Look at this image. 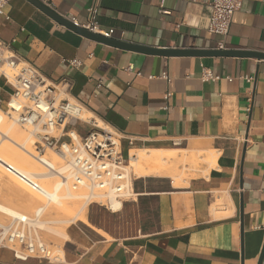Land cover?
<instances>
[{"label":"crops","instance_id":"1","mask_svg":"<svg viewBox=\"0 0 264 264\" xmlns=\"http://www.w3.org/2000/svg\"><path fill=\"white\" fill-rule=\"evenodd\" d=\"M47 1L81 25L93 3ZM212 1L165 0L161 8L162 0H101L98 23L114 31L113 40L143 49L264 55V0H243L225 39L206 29ZM8 13L9 19L0 15V41L48 83L68 84L62 99L81 103L91 119L77 123V133L86 136L96 130L93 124L115 132L127 166L131 152L142 150L176 151L179 160L197 165L179 164L187 179L175 169L134 178V196L118 211L91 203L85 221L66 227L58 260H19L2 248L0 264H258L264 246V59L121 49L82 37L27 0H12ZM2 72L6 109L14 88ZM205 73L215 79L204 80ZM144 204L151 210L147 218ZM107 215L133 216L135 230L109 228Z\"/></svg>","mask_w":264,"mask_h":264},{"label":"built area","instance_id":"2","mask_svg":"<svg viewBox=\"0 0 264 264\" xmlns=\"http://www.w3.org/2000/svg\"><path fill=\"white\" fill-rule=\"evenodd\" d=\"M12 0H0V15L9 19V8ZM49 6L47 0H38ZM101 0H93L87 9V21L80 24L73 20L76 27L82 28L95 35L112 39L113 30H102L98 23ZM165 0H162V7ZM243 5V0H213L209 4L210 16L206 29L225 39L229 35L233 16ZM161 13L165 11L161 9ZM219 49L223 50V42ZM70 64L79 67L81 64L72 61ZM11 70L13 82L5 72H2L7 83L14 88V92L6 105V113L24 128L32 129L35 139V149L38 160L47 167V170L56 173L52 166L44 160L48 152L63 159L64 165L73 173L71 185L77 190L90 186L89 191L96 193L102 199L98 202L113 210L111 200L123 201L134 195L132 178L127 173V162L121 148V138L115 132L100 129L82 137L74 129L83 119L85 107L75 101L62 99L68 92V84L61 87L47 82L40 72L32 65L24 63L11 47L0 41V70ZM167 79V75H163ZM204 80L215 79L210 73H205ZM251 81V79H247ZM230 81H233L230 79ZM2 101L0 100V109ZM22 183L37 193H45L34 179H29L11 167L6 168ZM61 179L64 175L58 173ZM8 248L16 259L29 258L52 260L53 254L49 246L42 241L39 235L31 232L25 223L15 220L8 224L0 223V249Z\"/></svg>","mask_w":264,"mask_h":264},{"label":"bare ground","instance_id":"3","mask_svg":"<svg viewBox=\"0 0 264 264\" xmlns=\"http://www.w3.org/2000/svg\"><path fill=\"white\" fill-rule=\"evenodd\" d=\"M9 71L11 70L3 72L12 81ZM83 119L88 122L91 120L87 112L84 113ZM98 126L103 127L102 124ZM20 127L15 118H8L7 113L0 109V195L14 203V205L0 203V214L11 221L27 224L36 235L41 231L49 239L57 242L56 256L53 254L56 261L62 257V244L68 239L66 227L78 221H85L83 215L85 209L91 203L102 202V199L98 194L89 191L90 186L74 190L71 185L73 173L61 163L63 159L53 153L47 154L44 160L56 173L48 171L38 160L37 153L35 155L33 130L21 127L28 130V133H25L26 131H22ZM175 153L176 151L153 150L131 152L127 173L131 178L162 176L178 163L179 158ZM203 160L211 166L216 162L212 158ZM8 167L31 180L34 179L45 193H37L30 189L13 173L7 171ZM58 173L64 175V178L58 177ZM111 204L114 211L122 208L118 201L111 200Z\"/></svg>","mask_w":264,"mask_h":264},{"label":"water","instance_id":"4","mask_svg":"<svg viewBox=\"0 0 264 264\" xmlns=\"http://www.w3.org/2000/svg\"><path fill=\"white\" fill-rule=\"evenodd\" d=\"M27 1L31 3L32 5H34L35 7H37L38 9H40L43 13H45L48 17L53 19L58 24L81 35L82 37H85L87 39L93 40L98 43H102L105 45H109V46H113V47H117L121 49L137 50V51H143V52H147V53L154 54V55H166V56H202L205 54H215V55H221V56H236V57L237 56H250V57H254L258 59H264V55L258 54V53H233V52H226V51H216V52H210V53L204 52L203 53V52L194 51V50H189V51L161 50L159 51V50H154V49H146V48L143 49L142 47H135L127 43L119 42L113 39H106L99 35H95L82 28L76 27L72 21L64 17H61L60 15L55 13L53 10L49 9L47 6L42 4L40 1L38 0H27ZM263 261H264V246H263L258 264H263Z\"/></svg>","mask_w":264,"mask_h":264},{"label":"rangeland","instance_id":"5","mask_svg":"<svg viewBox=\"0 0 264 264\" xmlns=\"http://www.w3.org/2000/svg\"><path fill=\"white\" fill-rule=\"evenodd\" d=\"M5 71V70H4ZM6 71H8V70H6ZM12 71H9V73H11ZM13 73V72H12ZM11 73V74H12ZM0 74H1V72H0ZM3 112H5L6 113V109L5 108H2L1 109ZM8 118H11L10 116H8ZM22 127V126H21ZM20 127V128H21ZM23 129H27V128H24V127H22ZM21 128V130L22 131H26L25 133H28V130H23ZM35 140V139H34ZM34 151H35V155H36V149H35V147H34ZM48 155H50L51 154V152H48L47 153ZM38 156V155H37ZM61 163H63V161L61 162ZM188 163H190L193 167H196L195 165H197V164H195V162H190L189 160H179L178 161V163H176L173 167H171L170 169H175V173L177 174V175H175V176H178L179 178H180V175H181V179H187V178H189V174H184V172H182L181 174H180V171H178V167L180 166V165H182L183 167H187V165H188ZM180 164V165H179ZM169 169V170H170ZM45 171H47L46 169H45ZM130 171V170H129ZM131 172V171H130ZM129 172V173H130ZM178 173H179V175H178ZM130 175H131V173H130ZM132 176V175H131ZM12 177V176H11ZM12 178H14V177H12ZM132 178L134 179L135 177H133L132 176ZM15 179V178H14ZM137 179V178H136ZM138 181V180H137ZM177 181V180H176ZM178 185V184H177ZM1 194V193H0ZM3 200H6V201H3ZM8 199H6V198H3V196L2 195H0V203H3V204H11V205H14V203L13 202H11V201H7ZM11 202V203H10ZM145 205V209L147 210V213H146V211H144L145 212V218H147L148 216H149V214H151L150 213V206L148 207V206H146V204H144ZM148 207V208H147ZM109 214V213H108ZM143 214V213H142ZM143 218H144V216H143ZM106 219H107V221L108 222H110L109 224V228H111V225L113 226V227H115L116 228V230L119 232V233H121V234H130L132 231H134L135 230V221H134V218H133V216H131V215H129V216H126V217H121V218H117V217H112V219H111V216H109V215H107L106 216ZM10 218H8V217H6V216H4V215H2V214H0V223H3V224H8V223H10ZM66 226V225H65ZM39 236H40V238L42 239V241H44L48 246H49V248H50V250L52 251V254H54V256H56L55 255V249H56V243L57 242H54V241H52L51 239H49L48 238V236H46L44 233H42L41 231H39Z\"/></svg>","mask_w":264,"mask_h":264}]
</instances>
